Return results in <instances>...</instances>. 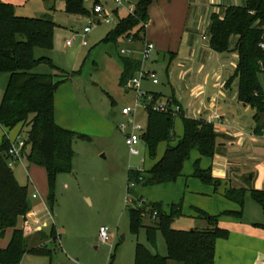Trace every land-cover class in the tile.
Masks as SVG:
<instances>
[{
	"label": "rangeland",
	"instance_id": "rangeland-1",
	"mask_svg": "<svg viewBox=\"0 0 264 264\" xmlns=\"http://www.w3.org/2000/svg\"><path fill=\"white\" fill-rule=\"evenodd\" d=\"M46 1L44 0L40 8V11L45 13L40 14L49 13L57 24L54 43L51 49H35V57L39 59L46 56L54 65L68 73V80L62 82L55 93V120L60 126L73 130L82 137H76L73 142L72 172H62L56 177L54 212H51L47 205L46 169L30 162L27 157L12 162L17 180L27 187L31 199V210L26 217L19 219L18 225L27 222L30 232L33 233L38 229L36 227H42L41 224L44 223L47 224L42 229L44 232L49 233L53 226L58 230L57 238L50 243L54 250L52 256L28 253L24 255L21 264H134L138 243L154 253L167 256V242L161 230L156 234L155 244L148 239L147 226L151 225V218L154 217V212L149 211L148 203L157 204L166 212H169L173 203L182 204L183 217L174 222L173 227L176 229L189 230L206 225L207 221L199 217L202 212L216 215L218 225L228 230L229 235L233 230V223L241 222L246 216H257L252 206L263 212L249 192L246 196L245 216L235 214L237 209H223V199L234 206L237 204L225 196L224 183L217 187L195 175L197 162L201 169L210 168L203 166L208 156H201L197 150H192L176 180L151 184L140 181L131 184L128 194L129 170L143 167L142 175L146 179L150 178L151 169L163 157L167 146L177 145L183 136L184 123L181 114L175 116L173 139L169 143L160 142L155 157L150 155L149 148L143 141L138 145V155L130 153L125 142V133L131 129L130 118L122 114V108L135 105L137 90L127 84H121V58H138L143 62L144 69L155 70L160 82L154 84L142 79L140 88L143 91L164 94H170L172 91L170 82L175 78L176 62H172L165 52L160 55L153 53L157 61L152 62L153 58L144 60L141 45V42L144 44L143 33L138 39L129 40L122 36L116 41H103L109 31L116 27L119 18L127 16L129 9L139 0H126L118 8L115 0H84V5L89 10H92L96 2H100L105 8V14L113 17L111 22L101 18L99 22L93 23L91 30L86 34L83 31L88 25L92 11L87 15H74L51 7L44 9ZM180 6V2L173 4L177 12ZM115 10L118 15H115ZM206 29L207 25H203L198 33L201 36L203 33L209 36ZM236 38L234 36L233 41ZM67 40H73L72 44L68 45ZM84 40L88 41L87 45H83ZM122 49H132V53L122 54ZM164 55L166 58H163ZM33 71L60 73L47 62L39 63ZM259 76L264 85V72ZM8 80L9 74L0 72V106ZM243 115L245 124L253 126L252 110L244 112ZM135 120L145 127L147 113L139 110ZM28 131L27 127L22 129L20 125L13 128H2L0 125V141H3L6 133L10 139L20 133L27 142ZM259 139L257 151L251 148L244 150L245 154H254L248 159L250 172L254 173V177L246 188L255 189L257 184H261L262 189L258 190H264V139ZM27 147L29 153L31 147ZM34 193L35 198L32 197ZM128 199H137L134 207L147 211L143 214L144 225L137 231L131 228ZM101 226L108 228L110 239L107 242L100 240ZM256 227L264 231V227ZM35 236L33 234V237ZM221 239L226 238H219ZM169 264L181 263L170 261Z\"/></svg>",
	"mask_w": 264,
	"mask_h": 264
},
{
	"label": "trees",
	"instance_id": "trees-1",
	"mask_svg": "<svg viewBox=\"0 0 264 264\" xmlns=\"http://www.w3.org/2000/svg\"><path fill=\"white\" fill-rule=\"evenodd\" d=\"M153 0H139L134 12L119 21L103 41H116L120 37L138 39L146 32L149 23V6ZM66 12L87 15L89 10L84 0H66ZM56 23L50 15L43 17L19 16L12 3L0 0V72L9 74L8 84L0 106V125L13 128L18 125L27 127L28 140L23 150L24 157L30 162L46 169L48 180L47 205L54 212L55 181L59 173L72 172L73 142L82 137L75 131L66 129L56 122L55 93L59 85L68 80V73L54 65L50 58L35 57V49H51L54 43ZM135 30V32H134ZM236 36L235 46L231 48V39ZM264 0H244L243 5L224 6L211 15L209 26V45L217 52L235 51L239 55L234 75L228 83L238 79V99L254 110L256 131L264 129V90L260 73L264 72ZM123 72L121 84L126 85L141 67V61L122 56ZM41 62H47L60 73H36L34 68ZM57 76H62L58 78ZM153 93V92H152ZM158 99L160 93H153ZM173 103L175 99L169 98ZM143 139L150 155L155 157L160 142H170L174 135L175 116L149 109ZM184 134L177 145H168L163 157L150 171L146 179L136 170L128 173V194L130 182L140 181L146 184L162 183L176 180L181 174L184 162L192 150L201 156L213 157L217 148L218 133L214 124L202 118L187 117L181 113ZM9 137L0 141V238L11 230V237L6 247L0 248V264H21L25 254L52 256L50 247L57 238L56 229L49 233L44 230L31 229L27 222L20 226L19 219L26 217L31 210V199L26 186L17 180L8 150ZM31 147L28 153V147ZM195 175L217 186L211 168L201 169L196 163ZM253 199L264 211V190L252 188ZM246 190L230 188L226 197L244 206ZM137 199H134V201ZM149 204L151 213L157 212L151 225L147 226V236L152 244L156 234L161 230L165 236L168 255L161 256L138 243L135 250L134 264H169L170 261L181 264H215L216 242L227 238L228 230L218 225L216 215L200 213L199 217L207 221L205 227L181 230L173 227L177 218L183 216L182 204L173 203L169 212L161 206ZM128 206V205H127ZM130 224L133 230L144 225L145 209L128 206ZM233 212V211H231ZM241 216L242 209L234 211ZM264 227V223L260 224ZM32 233V234H31ZM33 234L36 236L33 237ZM38 242V243H37ZM37 243V244H36Z\"/></svg>",
	"mask_w": 264,
	"mask_h": 264
},
{
	"label": "crops",
	"instance_id": "crops-1",
	"mask_svg": "<svg viewBox=\"0 0 264 264\" xmlns=\"http://www.w3.org/2000/svg\"><path fill=\"white\" fill-rule=\"evenodd\" d=\"M2 1L12 3L19 16L37 17L45 13L40 11L44 0ZM176 2H180L181 5L179 12L173 7ZM243 2L244 0H153L148 10L150 20L143 41H152L156 46L154 53L157 52L158 55L161 52L168 53L170 60L176 62L175 78L170 82L171 93L150 92L175 99L185 116L202 118L214 124L218 133L216 152L213 157L205 159L203 166L211 168L213 177L218 180L217 187L225 184V196L230 188L246 190L243 208L236 201L231 200L237 204L234 206L225 201L226 199L222 200L223 209L226 210V207L237 211L242 209V215L245 216L246 196L248 192L251 195L252 189L246 186L254 177V173L250 172L248 159L254 154L252 152L245 154L244 150L251 148L257 151L259 146L257 141L259 138L264 139V131L255 130L254 110L238 99V79L228 83L235 73L239 60L238 53L217 52L210 47L209 36L205 33L201 36L198 33L203 25H207L206 30L209 31L211 15L214 12H219L224 6L243 5ZM50 7L66 12V0L46 1L43 5L44 9ZM89 11H93V8ZM114 12L118 15V11ZM46 15L50 14L46 12L41 17ZM236 41L237 38L234 41L231 39V48L235 46ZM141 45L143 46L142 42ZM154 61L157 59L153 57L152 62ZM261 84L264 90L262 81ZM250 110L253 113V126L245 124L243 119L244 112ZM216 114L219 118L214 117ZM143 142L146 144L144 139ZM260 188L262 189L261 184H257L255 189ZM258 205L263 211L262 206ZM252 207L257 216H243L241 222L233 223V230L226 239L217 240L215 264H264V231L256 227L264 223V211ZM41 225L42 227L36 228L42 230L47 226L45 223ZM205 226L207 224L197 227ZM53 227L56 229V226ZM11 232L8 230L6 235L0 238V248L7 246Z\"/></svg>",
	"mask_w": 264,
	"mask_h": 264
},
{
	"label": "built area",
	"instance_id": "built-area-1",
	"mask_svg": "<svg viewBox=\"0 0 264 264\" xmlns=\"http://www.w3.org/2000/svg\"><path fill=\"white\" fill-rule=\"evenodd\" d=\"M117 4V8L122 6L126 0H115ZM135 7V6H134ZM134 7H131L129 9V13L134 12ZM117 11V10H115ZM103 18L106 22H111L113 20V17L105 14V8L101 3H96L93 7L92 14L89 17L88 25L84 28V34L88 33L91 28L92 24L95 22H99ZM129 40H132V38H129ZM73 40H67V44H72ZM88 41L84 40L83 45H87ZM262 47H264V44H262ZM156 50V46L152 41L145 40L143 44V58L144 60H151L153 58V53ZM122 54H130L132 53V49H122ZM142 79H147L151 81L154 84H158L160 82L158 74L155 70H146L143 68V65H141L140 69L135 73L133 78H131L127 82V86L132 88L134 87L137 90V100L134 106H126L122 108V114L125 116H128L130 118V126L131 129L128 133H125V142L128 146L130 153L134 155L139 154V148L138 145L143 141V134L145 132V127L135 120V115L139 110H143L147 112L149 109L170 114L173 116L180 115L182 113V108L180 105L173 103L169 98L160 97L158 99L155 98V95L152 92L143 91L140 88V81ZM215 118H219V115L216 114L214 116ZM123 130H125V126H122ZM264 131V129H263ZM7 134V133H6ZM8 136V134H7ZM9 137V136H8ZM10 148L8 150V156L10 158V164L12 165L13 161L22 160L24 157L23 150L26 146V141L21 137V134L19 133L14 139H10ZM141 174L144 172L143 167H139L136 169ZM134 185L135 183L132 181L130 182V186ZM32 197H36V194L34 193ZM144 201V200H143ZM134 199H128L127 205L128 206H135ZM157 215V212H154V217ZM99 236L100 240L102 242H107L110 239L109 231L106 226H101L99 230Z\"/></svg>",
	"mask_w": 264,
	"mask_h": 264
}]
</instances>
